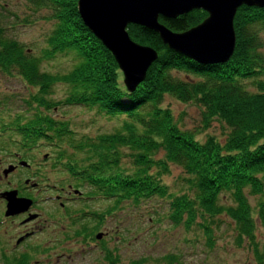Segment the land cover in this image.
<instances>
[{"label": "trees", "instance_id": "16d2710c", "mask_svg": "<svg viewBox=\"0 0 264 264\" xmlns=\"http://www.w3.org/2000/svg\"><path fill=\"white\" fill-rule=\"evenodd\" d=\"M25 2L31 9L47 11L43 19L53 23L40 57L29 54L0 28V72L15 75L35 90L25 101L27 109L33 105L48 113L58 105L82 106L117 120L119 125L109 134L76 137L68 123L54 121L34 109L30 116H16L9 121L12 129H5L0 121V130L19 135L21 143L13 144L24 150L38 145L54 149L56 165L69 176L70 187L79 191L87 186V199L109 202L105 215L123 202L137 205L166 195L167 217L172 225L181 224L186 230L199 227L210 240L212 221L225 216L234 226L236 240L251 241L249 248L261 261L252 239L255 223L247 196L261 199L255 213L264 229V55L258 37L264 32V8L240 6L236 10L233 52L225 64L218 65H198L169 51L156 34L127 25L130 41L156 53L144 80L128 93L119 82L120 73L112 55L78 17L77 0ZM205 17V12L192 10L174 19L158 17L157 23L172 33H182ZM54 56L68 57L73 65L65 73L41 71V60L49 61ZM172 73L191 77L179 79ZM244 81L251 84L253 92L243 88ZM56 86L67 90L66 98L57 104L47 100ZM164 97L197 106L200 128L182 130L169 108L162 106ZM2 103L0 100V107ZM212 121L227 129L224 142L207 137L199 143L196 136ZM159 152L162 157L155 159ZM125 158L126 168L122 163ZM168 165L179 167L186 175L182 179L186 190L182 193L167 194L161 185L160 178L168 173ZM222 196H228L230 204L221 205ZM87 213L83 211V218L90 217ZM102 217L94 215L93 220L100 223ZM97 227H83L76 236L83 233V237L91 238ZM23 258L5 264H27ZM105 260L117 262L111 253ZM161 260L177 264L173 255Z\"/></svg>", "mask_w": 264, "mask_h": 264}, {"label": "rangeland", "instance_id": "374dc122", "mask_svg": "<svg viewBox=\"0 0 264 264\" xmlns=\"http://www.w3.org/2000/svg\"><path fill=\"white\" fill-rule=\"evenodd\" d=\"M47 14L45 10L31 9L25 0H0V28L3 29L4 35L36 57L41 56L40 51L45 48V40L53 29V23L43 19ZM258 37L262 43L260 51L264 55V32L258 33ZM72 65L70 58L54 56L49 61L41 60L39 68L47 73H65ZM119 73V82L123 86V76L121 72ZM172 74L179 79L191 77L183 73ZM242 86L248 92L254 91L249 82L244 81ZM34 92L35 90L15 75L0 72V100H3L0 107V121L3 122L1 125H6L5 129H12L9 121L16 116H30L32 112L34 113V109L35 112L42 111L41 108L33 105L31 109H27L25 101ZM66 95L65 87L56 86L47 100L57 104L63 101ZM162 106L169 108L182 130L193 132L200 128V109L197 106L181 104L170 97H164ZM44 114L54 121L68 123L76 137L92 138L100 134H109L119 125L117 120L105 118L98 115L95 109L82 106L58 105ZM7 130L5 132L0 130V167H2L0 177L3 176V171L14 169L11 164L16 158L30 167L23 169V173L17 177L29 178L26 171L34 174L32 185H37V191L25 192L30 193L32 198L35 196L38 202L42 201V203L33 208L32 214L35 215H32L30 220L37 219L36 223H42L44 229L22 247L11 251L9 249L11 235L17 238L31 225L20 228L17 225V218H7L5 221L3 214L6 202L0 200V264H5L6 261H12L14 258L19 262L23 257L27 259V264H111L105 260L110 257V253L117 261L115 264H164L161 259L167 255H173L177 264H264V229L258 223L255 213L256 203L261 201L258 196H247V201L255 223L252 239L256 244V254L261 257V261L255 258L249 248L251 241L236 240L234 226L225 216H219L212 221L210 240L199 227L192 226L186 230L181 224L172 225L167 217L166 195L163 198H148L137 205L123 202L114 212L105 215L104 210L110 205L109 202L98 198L87 199L84 193L89 188L83 186L78 191L83 199L69 201L68 207L64 208L65 215L64 212L59 215L53 209L52 205L55 204L52 198L54 195L66 197V187L71 183L69 176L56 165L54 149L38 145L28 151L24 150L17 145L18 142L21 143V137ZM227 132L223 124L212 121L204 132L196 136V139L199 143H203L207 137H212L222 144ZM13 142L17 143L13 144ZM161 157L162 153L159 152L155 159ZM127 162L126 158L122 159L123 167H127ZM185 177L179 167L168 165V173L161 176L160 182L166 187L167 194H178L182 193V189L186 190L182 184V179ZM14 178L10 177L7 180L15 181ZM8 187L14 186L13 184L7 186L5 180L0 178V196L8 193L3 192ZM61 189L63 193H60ZM219 202L221 205L230 204L228 196H222ZM83 211L88 212L90 217L83 218V214L75 216L76 213ZM49 213L57 215L51 222H49L51 219L46 217ZM94 215H103L100 223L93 220ZM71 218H75L74 223H71ZM27 219L23 222H28ZM96 226H98L97 232H93L91 238L76 236L83 227L92 229ZM97 233L102 234L99 240L95 239Z\"/></svg>", "mask_w": 264, "mask_h": 264}, {"label": "water", "instance_id": "95a60500", "mask_svg": "<svg viewBox=\"0 0 264 264\" xmlns=\"http://www.w3.org/2000/svg\"><path fill=\"white\" fill-rule=\"evenodd\" d=\"M93 1L77 0V15L88 31L112 55L128 93L133 92L144 80L147 69L156 59V53L130 41L126 33L127 25H137L156 34L169 51L198 65H218L225 64L233 52L232 21L236 10L240 6L264 8V0ZM192 10L205 12L206 17L185 32L172 33L157 23L158 17L174 19ZM21 165L26 166L24 162ZM11 170L3 171V176ZM73 194L80 193L74 190ZM1 197L6 202L4 218L25 212L31 204L29 200L14 198V192L5 193ZM101 237L100 233L95 235L96 240Z\"/></svg>", "mask_w": 264, "mask_h": 264}, {"label": "flooded vegetation", "instance_id": "af4514ba", "mask_svg": "<svg viewBox=\"0 0 264 264\" xmlns=\"http://www.w3.org/2000/svg\"><path fill=\"white\" fill-rule=\"evenodd\" d=\"M21 163H23V161H21L20 159H18V158L14 159L13 164H11L14 167V169H12L8 174H6V176L0 177V178H3L5 180V183L7 184V186H10L11 184H13V186H14V187H8L3 192H9V191L11 192L12 191V192H14V198H16V199H29V200H31V204L25 212H22V213L14 215V216L8 217V218H17V220H18L17 225L20 228H27V225H31L27 231L19 234L17 238H16V236L11 235V238H10L11 243L9 246L10 247L9 249H11V251L17 250L18 248L22 247L24 244L27 243V241H29L30 238L36 236L39 233H42L43 229H44V227H43L44 225L42 223H39V222L36 223L37 219H35L34 221L29 220L28 222H23L28 217L35 215V214H32L33 208L38 207V205L40 203H42V201L38 202V200L36 199L35 196H34V198H32L30 196V193L25 192V191H31V192L37 191V185H35V186L32 185V183H33L32 179L34 177V174L32 172L26 171V173L29 175V178H27V177L23 178L22 176L17 177V175L23 173V169H25V168L30 169V167L28 165L22 166ZM1 168L2 167H0V169ZM13 176H15V178ZM10 177L14 178L15 181H13V179H10L8 181L7 179H9ZM25 181L27 183H25ZM13 182H15V183H13ZM73 191H74V189L72 187H70V185H68L66 187V192H65L66 197H62L61 195H54L53 196L52 200H53L55 205H52V206H53V209L56 210L57 214L61 215L64 212V208L68 207L67 203L69 201L83 199V197H81L80 194L79 195L73 194ZM63 192L64 191L61 189L60 193H63ZM47 199H50V198H47ZM0 200L4 201V199L1 196H0ZM44 201H46V200H44ZM80 214H83V212L78 213V214L76 213L75 216H79ZM63 215H65V212ZM56 216L57 215L55 213H53V214L49 213L46 217L47 218L49 217V219H51V220H49V222H51L53 220V218H55ZM37 218H38V216H37ZM4 219H5V221L7 220V218H4ZM80 236H83V233H81ZM12 240H13V242H12Z\"/></svg>", "mask_w": 264, "mask_h": 264}, {"label": "bare ground", "instance_id": "6f19581e", "mask_svg": "<svg viewBox=\"0 0 264 264\" xmlns=\"http://www.w3.org/2000/svg\"><path fill=\"white\" fill-rule=\"evenodd\" d=\"M96 1V0H95ZM101 1V0H100ZM103 1H105V0H103ZM92 2H94L93 0H92ZM100 3V2H99ZM107 9V8H106ZM111 9V8H110ZM111 11V10H110ZM111 13H113V11H111Z\"/></svg>", "mask_w": 264, "mask_h": 264}]
</instances>
